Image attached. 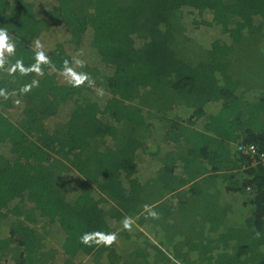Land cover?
Masks as SVG:
<instances>
[{"label":"trees","instance_id":"1","mask_svg":"<svg viewBox=\"0 0 264 264\" xmlns=\"http://www.w3.org/2000/svg\"><path fill=\"white\" fill-rule=\"evenodd\" d=\"M53 1L39 13L33 0H0V29L14 45L0 48V264H264V0ZM185 11L227 38L197 43ZM55 27L70 38L44 55ZM87 35L98 67L61 82L74 65L68 50ZM93 86L109 94L104 106L86 95ZM15 101L18 117L8 112ZM139 153L159 169L141 177ZM222 188L243 195L237 225L215 200ZM170 196L181 201L174 211ZM202 198L208 219L196 213L193 226L206 238L189 241L200 235L192 227L186 241L143 245L141 228L159 210L180 216ZM132 221L138 244L119 252L114 236L126 244ZM181 224L168 219L165 229ZM55 229L60 248L47 243Z\"/></svg>","mask_w":264,"mask_h":264},{"label":"rangeland","instance_id":"2","mask_svg":"<svg viewBox=\"0 0 264 264\" xmlns=\"http://www.w3.org/2000/svg\"><path fill=\"white\" fill-rule=\"evenodd\" d=\"M35 3V6L37 8V11L39 13H43L45 10H47L48 8H53L55 5V1L53 0H33ZM206 18H208L209 21H211V16L206 15ZM202 16L197 15L196 13H192L188 11H185V19H184V24L187 25V30L185 31L187 33V35L192 38L193 40H195L197 43L199 44H205V45H210L213 41V39L217 40L220 38H227L226 36H224L221 32L220 28L217 27H208L204 24H202ZM197 21V22H195ZM192 24L195 25H199V27L197 28H193ZM44 39H43V45L45 47L44 51V55L46 54L47 50L52 49L55 44L59 43V41H61L62 43H65L69 38V34L66 33L61 27H55L52 30H50L49 32H47L44 35ZM90 38L89 35L85 36L84 39V43L81 44L80 46L78 45L77 47H72L69 51V53L72 56V61H73V67L70 68V70L66 71V74H62L59 76V80L61 82H70L72 81L74 78V73L76 74V71L79 70L80 68H82L84 65H89L91 67H98V65L96 66V64H99L100 61L98 60V56L96 53L92 52V48L90 45ZM7 45H10V47H8ZM13 43L9 40L6 41V46H5V52L9 53L11 51V49L13 48ZM42 46V43H40L38 41L37 47L40 48ZM261 48L264 50V42L261 45ZM39 52L41 53L42 51L39 50ZM101 66V64H100ZM109 70V69H108ZM91 92L90 91H85L86 95L91 98H97L98 99V104L101 106L105 105V101L107 100V98L109 97V94L104 93L103 91H101V89H99L96 86H93L91 88ZM95 90L96 95L93 94V91ZM66 105H69L66 104ZM70 106V105H69ZM72 106V105H71ZM215 105H211V107H214ZM8 112H10L11 116L14 117H18V114L20 113V103L18 101H15V106L13 109H9ZM71 113V109L70 108H65L63 110L60 111L59 115L53 119H49L47 122V128L50 132L53 131V129L55 128V125L57 123H61L63 121H65L66 119H68V117L70 116ZM178 115H186V114H190V111L186 110V109H182L179 108L177 110ZM176 114L174 115V117L176 116ZM159 135V134H158ZM157 135V138L153 141L155 142V144H152L153 147L152 149H156L159 144H160V140L159 137ZM6 146H2V150H5ZM7 151H9V148L7 149ZM139 156L141 157V160L138 161V163L140 164V172L142 173L140 176L143 177L145 175V173L149 170L150 173H153V166H152V158L150 157L149 154H145V153H139ZM145 165L149 166V169H147V167ZM144 169V170H143ZM71 180L73 182H79L80 181V177L77 174H72V176L70 177ZM243 195H238L236 198H242ZM230 197H221V194L217 193L215 196V200H219L221 202V207L222 208H227V210L230 209V206L232 208L231 212L229 213L231 216H233L234 225H237V223H239V216L241 218H244V215L247 214L248 212L246 210H244L242 204H240L237 199H235V197L231 200H229ZM206 200L211 201V199H207V198H202V202L198 203L195 207L193 206V204H191L193 212H187L185 213L186 215L183 217H180L183 220V224L182 228L175 226V229H171L169 228L168 230L165 228H168L167 225V218L165 216H163V219H161V233H157V232H153L152 231V227L153 225H149L148 227L143 228L145 232V239L142 238V242L143 245H145L147 242L155 244V245H160L163 241L165 242V245L167 246L168 244H173L174 241L179 238V239H184V241H186V238L188 237V233L186 230H188L190 232L191 228L194 227L195 230L200 234V235H194L193 238L191 236L188 237V240H201L204 239L203 236H205V234H201V232L205 233V228H203L202 223L205 221L204 218H207L203 213L202 210H204L205 208V204H206ZM229 203V204H228ZM196 213L199 215V221L202 222L200 224H195V226H193L195 220H194V216L196 215ZM188 214V215H187ZM203 214V215H202ZM203 218V219H201ZM208 219V218H207ZM231 221V220H230ZM149 222V221H148ZM131 223H133L135 225V227H128V233L130 235H133L134 237L131 239H128L127 243L124 244L122 239H125L124 236L118 235V233L115 234L114 236V244L117 248V250L119 252H124L123 250H134L137 241L139 240V238L136 237L137 233H138V229H137V224L136 222L132 221ZM230 223V222H229ZM189 227V228H187ZM151 228V230H149ZM41 230V229H40ZM55 233L50 236L47 239V243L50 246H55V248H60L59 241L61 240L60 235L58 234V232L56 231V229L54 230ZM157 231V230H156ZM194 231V229H193ZM43 233V231H42ZM169 236V237H168ZM2 237L4 238V234H2V227L0 228V240L2 239ZM206 238V236H205ZM122 243V244H121ZM161 246V245H160ZM164 248V246H163ZM145 250H147V246L145 247ZM150 252L153 253V251L150 249ZM63 258L61 256H59V260L61 261ZM84 259H88V257H84ZM192 259H196L194 256H192ZM83 260L81 262V264H90V261L87 263H83ZM90 260V259H89ZM60 261L57 262V264H62ZM149 261H153V257H149Z\"/></svg>","mask_w":264,"mask_h":264},{"label":"crops","instance_id":"3","mask_svg":"<svg viewBox=\"0 0 264 264\" xmlns=\"http://www.w3.org/2000/svg\"><path fill=\"white\" fill-rule=\"evenodd\" d=\"M160 167V166H159ZM159 168H157V167H153V172H155L156 170H158ZM221 192H222V194H221V197H230L229 198V200H231V199H233L234 197H235V199H238L239 200V203L241 204V203H243V199H240V198H236L237 197V194L236 193H227L225 190H224V188H222L221 189ZM170 198H171V200H170V202H169V206L171 207V209L174 211L176 208H177V206L179 205V203L181 202L180 201V198L178 197V196H174V197H171L170 196ZM229 204V203H228ZM152 210V209H151ZM164 208H162L161 210H159L158 212H157V214L155 215V219L158 221V223L157 224H155L153 221H151V222H148V223H146V225H145V227H148L149 225H153V227H152V231L153 232H157V233H161L162 232V230H161V225H162V223H161V219H163V216H165L167 219L166 220H168V219H173V218H180V217H183V216H185L186 214H183L182 213V215H180V216H166V215H164ZM188 215V214H187ZM150 216H152L151 214H150ZM228 222H230V218H229V216H227V218H226V220H225V223H224V226H222L223 227V229L226 227V226H228L229 224H228ZM144 228V227H143ZM143 228H141V230H142V232L144 233V236H142V238H144L145 239V232L146 231H144L143 230ZM149 230H151V228L149 229ZM157 230V231H156ZM136 244H138V243H136ZM90 259V260H89ZM90 261V264H96V262H94V260L91 258V257H88V259H84L83 260V263H87V262H89ZM177 263H179V264H181L180 262H177Z\"/></svg>","mask_w":264,"mask_h":264},{"label":"clouds","instance_id":"4","mask_svg":"<svg viewBox=\"0 0 264 264\" xmlns=\"http://www.w3.org/2000/svg\"><path fill=\"white\" fill-rule=\"evenodd\" d=\"M7 39H8L7 33L3 29H0V48H3L6 46ZM7 46L10 47V45H7ZM41 58L43 57L41 56Z\"/></svg>","mask_w":264,"mask_h":264},{"label":"built area","instance_id":"5","mask_svg":"<svg viewBox=\"0 0 264 264\" xmlns=\"http://www.w3.org/2000/svg\"><path fill=\"white\" fill-rule=\"evenodd\" d=\"M240 149H241V150H244V151H246V152H249L246 148L240 147ZM249 150L251 151V152H250L251 154H255V152H256L254 146H251V147L249 148Z\"/></svg>","mask_w":264,"mask_h":264}]
</instances>
